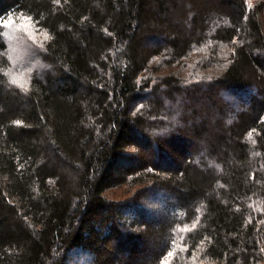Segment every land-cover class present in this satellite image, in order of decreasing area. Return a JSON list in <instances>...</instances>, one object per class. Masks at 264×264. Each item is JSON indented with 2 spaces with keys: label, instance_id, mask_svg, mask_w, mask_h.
Returning a JSON list of instances; mask_svg holds the SVG:
<instances>
[{
  "label": "trees",
  "instance_id": "obj_1",
  "mask_svg": "<svg viewBox=\"0 0 264 264\" xmlns=\"http://www.w3.org/2000/svg\"><path fill=\"white\" fill-rule=\"evenodd\" d=\"M13 10L50 34L47 69L24 93L5 75L1 21ZM256 11L244 0H0V264H161L172 231L193 221L189 250L264 264ZM241 34L209 82L152 77L158 55Z\"/></svg>",
  "mask_w": 264,
  "mask_h": 264
},
{
  "label": "rangeland",
  "instance_id": "obj_2",
  "mask_svg": "<svg viewBox=\"0 0 264 264\" xmlns=\"http://www.w3.org/2000/svg\"><path fill=\"white\" fill-rule=\"evenodd\" d=\"M248 8H256V18L260 22L261 33L264 34V0H244ZM2 34L5 41V53L9 60V65L5 71L7 82L14 89L24 93L30 90L32 80L41 78L47 69V60L44 58L46 52V43L50 39L47 29L40 24L39 20L31 15L21 12V10H13L9 12L1 21ZM242 36L235 35L231 39L215 37L214 39H206L201 42L198 47L189 51L186 56L177 58L158 55L153 58L156 68L152 77L156 76V70L159 72H172L178 76L184 84L192 82H209L214 78L222 75L231 62V58L235 52L236 45L242 41ZM264 43V39H263ZM169 62V63H168ZM203 80V81H202ZM15 81V82H14ZM156 81V80H155ZM238 90V89H237ZM241 91V90H240ZM232 92L235 96L228 97L227 100L237 101L241 103L247 101L250 91ZM223 96V94H221ZM246 95V96H245ZM227 96V95H226ZM264 119V114H263ZM110 195L113 197L123 196L122 186ZM149 213L153 209L150 203L145 204ZM253 209L254 216L258 210H263L261 205L251 203L248 209ZM264 214V212H260ZM146 215V214H145ZM251 217L247 218L248 221ZM262 219H257V224ZM196 226V222H190L184 226L178 227L175 231L173 241L168 245L166 253L161 257V264H214L202 257L195 249L189 250L187 234ZM172 237V236H170ZM72 263V262H71Z\"/></svg>",
  "mask_w": 264,
  "mask_h": 264
},
{
  "label": "snow or ice",
  "instance_id": "obj_3",
  "mask_svg": "<svg viewBox=\"0 0 264 264\" xmlns=\"http://www.w3.org/2000/svg\"><path fill=\"white\" fill-rule=\"evenodd\" d=\"M15 82V81H14Z\"/></svg>",
  "mask_w": 264,
  "mask_h": 264
}]
</instances>
